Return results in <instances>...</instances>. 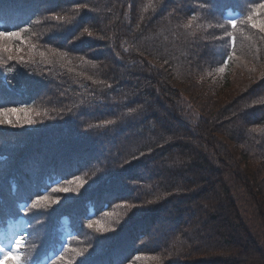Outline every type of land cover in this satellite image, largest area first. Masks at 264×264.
<instances>
[{
  "label": "trees",
  "instance_id": "16d2710c",
  "mask_svg": "<svg viewBox=\"0 0 264 264\" xmlns=\"http://www.w3.org/2000/svg\"><path fill=\"white\" fill-rule=\"evenodd\" d=\"M261 4L0 0V164H47L0 181V264H264Z\"/></svg>",
  "mask_w": 264,
  "mask_h": 264
},
{
  "label": "rangeland",
  "instance_id": "374dc122",
  "mask_svg": "<svg viewBox=\"0 0 264 264\" xmlns=\"http://www.w3.org/2000/svg\"><path fill=\"white\" fill-rule=\"evenodd\" d=\"M5 39L6 38L0 39V47L2 46V41H4ZM8 100H10V98L9 99L8 98H6V99L0 98V104L7 103ZM190 112L195 113V111L193 109ZM3 117L5 118L8 116L4 115ZM3 117H0V118H3ZM35 150H36V147L33 148L34 153H31V155L29 157L27 156L28 158H31V160L28 163H26V161L24 160L21 164L17 159V155L13 151H11V150L7 151L9 153V159L6 162L0 164V181H4L5 177H7L9 174L12 175V173H16L22 177L21 178L22 184L20 186L19 192L25 193L24 188H26V189L31 188V186L29 185L30 179L28 178V175L30 173L33 174V180H35V179L41 180L42 176L44 174H46L47 164H46V161H44V159H41V156H42L41 154L40 155L35 154ZM70 174H71V172H68L66 175H70ZM80 174H82V172ZM5 186H8V185L6 183H3L2 187L0 189V193L3 195H8V189L7 188L4 189ZM23 186H24V188H23ZM92 186L93 185L91 183V178L89 175H87V176L82 175L81 177H75L71 181H69L67 188H65V189H67V191H64V190L58 191V195H59L58 199H64L65 200L66 197L70 196V194H72L71 196H74V195L79 196L81 193L88 191ZM120 215H115V214L112 215V218L110 221L112 223L115 222L116 220H118V217ZM108 218L109 217L106 216L105 218H103L99 221H96L95 225L93 224L94 228L97 231H99V230H105L106 231L107 228L109 227V224L107 221ZM96 238L97 237H95V235H94V229L92 230V228H91L90 231L82 233L81 244L88 248L91 245L95 244ZM126 240H128L127 241V243H128L131 239L127 238ZM122 252L123 251L116 252V254H115L116 260L114 261V263L121 264V263L126 262V259L130 256V254L126 253L124 258L121 260ZM72 255L75 257V261H77L76 259H78V258L80 259L82 257V254H80L78 252H72ZM69 257L72 258V256H69ZM67 262H70V264H71L72 259L67 260V261L64 260L62 262H61V260H59L58 264H61V263L67 264ZM102 264H110V261L108 259H106V257H105Z\"/></svg>",
  "mask_w": 264,
  "mask_h": 264
},
{
  "label": "snow or ice",
  "instance_id": "6c2138e0",
  "mask_svg": "<svg viewBox=\"0 0 264 264\" xmlns=\"http://www.w3.org/2000/svg\"><path fill=\"white\" fill-rule=\"evenodd\" d=\"M261 9H264V4H261L259 6ZM251 19V17L249 18ZM229 23L231 24V26L234 28L236 26V20L233 19V20H230ZM254 27L256 26L255 24L253 25ZM262 30H264V27H262ZM20 36V33L18 32H10L8 30H4V31H0V39H4V38H7V37H17L19 38ZM26 111V109H17V108H12V109H7V108H0V117H3L5 114L7 113H17V112H24ZM2 123H11V121H6L4 119H0V124ZM25 124H33L34 121L31 120V119H26L24 121ZM108 123H111V121H109ZM64 191H67V189H63ZM40 206V201L39 200H36V201H33L32 204H31V208L35 209V208H38ZM28 204H25L24 205V208L23 209H18L17 212L19 211H24L25 212V215H27V209H28ZM14 243H16L18 246L21 244V240H15Z\"/></svg>",
  "mask_w": 264,
  "mask_h": 264
}]
</instances>
